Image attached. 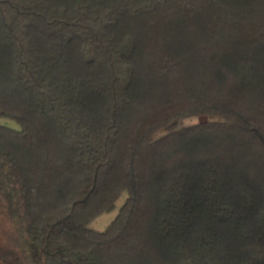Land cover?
<instances>
[{
  "label": "trees",
  "instance_id": "obj_1",
  "mask_svg": "<svg viewBox=\"0 0 264 264\" xmlns=\"http://www.w3.org/2000/svg\"><path fill=\"white\" fill-rule=\"evenodd\" d=\"M1 118L0 264H264V0H0Z\"/></svg>",
  "mask_w": 264,
  "mask_h": 264
},
{
  "label": "rangeland",
  "instance_id": "obj_2",
  "mask_svg": "<svg viewBox=\"0 0 264 264\" xmlns=\"http://www.w3.org/2000/svg\"><path fill=\"white\" fill-rule=\"evenodd\" d=\"M195 121H197V119H189L185 123L189 124V123L195 122ZM0 123L6 124V125L14 128V129H19V127H20L17 122H15L12 119H8V118H1ZM125 197H126V195L124 194V196L121 197V200H119L117 202L116 208H114L111 211H107V213H105L102 216L95 219L93 221V223L91 224V227L96 229V230H99V231H105L107 229V225L118 216L119 209L126 199Z\"/></svg>",
  "mask_w": 264,
  "mask_h": 264
}]
</instances>
